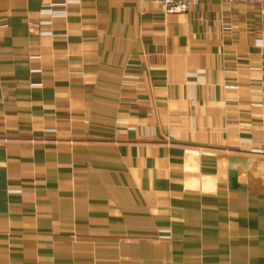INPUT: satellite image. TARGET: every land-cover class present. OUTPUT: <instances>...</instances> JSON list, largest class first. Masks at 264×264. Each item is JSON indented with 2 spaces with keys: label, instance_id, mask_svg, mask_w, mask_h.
I'll return each instance as SVG.
<instances>
[{
  "label": "crops",
  "instance_id": "obj_1",
  "mask_svg": "<svg viewBox=\"0 0 264 264\" xmlns=\"http://www.w3.org/2000/svg\"><path fill=\"white\" fill-rule=\"evenodd\" d=\"M0 264H264V5L0 0Z\"/></svg>",
  "mask_w": 264,
  "mask_h": 264
},
{
  "label": "built area",
  "instance_id": "obj_2",
  "mask_svg": "<svg viewBox=\"0 0 264 264\" xmlns=\"http://www.w3.org/2000/svg\"><path fill=\"white\" fill-rule=\"evenodd\" d=\"M157 2L164 13H177L189 10L191 5L200 3L201 0H151ZM226 2H255L264 5V0H224Z\"/></svg>",
  "mask_w": 264,
  "mask_h": 264
}]
</instances>
